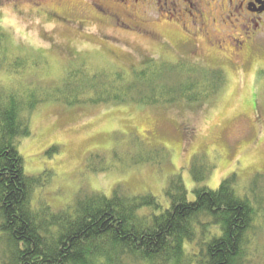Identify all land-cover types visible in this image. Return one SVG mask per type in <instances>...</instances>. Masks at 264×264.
I'll return each mask as SVG.
<instances>
[{"label":"rangeland","instance_id":"rangeland-1","mask_svg":"<svg viewBox=\"0 0 264 264\" xmlns=\"http://www.w3.org/2000/svg\"><path fill=\"white\" fill-rule=\"evenodd\" d=\"M199 2L193 8L189 0H0L10 54L26 60L20 75L0 73L1 83L47 86L74 69L128 79L152 59H185L225 73L219 89L199 103L40 104L30 114L31 136L19 144L27 174L53 171L50 182L35 188L33 204L61 209L74 205L80 188L110 196L121 185L168 207L165 188L178 175L193 200L196 156L205 158L202 185L210 189L235 173L243 196L264 174V20L244 16L227 0ZM156 147L165 148L166 158L148 163L160 162ZM258 184L264 188V178ZM250 245L254 264H264L262 218Z\"/></svg>","mask_w":264,"mask_h":264},{"label":"trees","instance_id":"trees-1","mask_svg":"<svg viewBox=\"0 0 264 264\" xmlns=\"http://www.w3.org/2000/svg\"><path fill=\"white\" fill-rule=\"evenodd\" d=\"M9 41L0 27V73L20 75L26 60L11 56ZM138 69L124 73L128 79H109L104 70L74 69L47 86L18 79L0 82L1 264H254L250 232L257 218L264 220V188L258 184L264 174L254 176L243 196L235 173L210 189L202 185L209 173L203 171L204 156L191 164L193 200L178 175L165 188L168 207L151 193L130 195L121 185L110 196L80 188L74 205L61 209L45 201L33 204L35 188L50 182L46 176L53 171L27 174L19 144L31 136L30 114L40 104L199 103L211 98L225 79L223 69L185 59H152ZM156 148L160 162L148 163L166 158L160 155L165 148ZM108 166L110 162L99 171Z\"/></svg>","mask_w":264,"mask_h":264},{"label":"flooded vegetation","instance_id":"flooded-vegetation-1","mask_svg":"<svg viewBox=\"0 0 264 264\" xmlns=\"http://www.w3.org/2000/svg\"><path fill=\"white\" fill-rule=\"evenodd\" d=\"M191 2V6L193 8L199 7V1H207V0H189ZM209 1V0H208ZM217 1V0H214ZM232 5L236 6V10L238 12L244 13V16H255L257 17V23L260 20H264V0H227ZM234 1H237L235 3ZM204 16V14H202ZM240 46L243 45V42H239Z\"/></svg>","mask_w":264,"mask_h":264}]
</instances>
